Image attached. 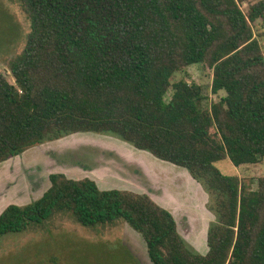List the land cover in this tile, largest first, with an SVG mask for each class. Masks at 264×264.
I'll list each match as a JSON object with an SVG mask.
<instances>
[{
	"label": "trees",
	"instance_id": "obj_1",
	"mask_svg": "<svg viewBox=\"0 0 264 264\" xmlns=\"http://www.w3.org/2000/svg\"><path fill=\"white\" fill-rule=\"evenodd\" d=\"M17 1L31 30L8 63L14 81L0 71V163L77 132L114 136L187 169L215 219L202 254L150 195L52 173L39 198L0 213V237L70 212L128 223L153 264H264V176L253 188L216 166L264 159V0ZM200 63L225 92L209 105L200 84L173 80Z\"/></svg>",
	"mask_w": 264,
	"mask_h": 264
},
{
	"label": "rangeland",
	"instance_id": "obj_2",
	"mask_svg": "<svg viewBox=\"0 0 264 264\" xmlns=\"http://www.w3.org/2000/svg\"><path fill=\"white\" fill-rule=\"evenodd\" d=\"M245 8V7H244ZM30 21L17 0H0V71L8 74L11 59L20 54L30 32ZM255 34L264 50V25L258 21ZM200 84L207 96L206 105L218 100L212 92L213 70L193 64L174 75ZM172 95V90L167 98ZM227 175L250 180L253 188L264 176V159L257 164L236 167L229 159L216 163ZM141 168V169H138ZM143 169V170H142ZM52 173L70 178L95 177L101 187L121 189L123 183L135 192H164L184 197L175 216L178 229L196 251L209 250L208 229L215 215L209 210L210 195L187 169L161 160L117 137L94 132H77L31 147L23 154L0 164V212L11 203L20 205L39 198L50 186ZM114 183V185H113ZM113 185V186H110ZM152 189H151V188ZM104 189V188H102ZM174 205V201L172 202ZM0 264H153L146 241L128 223L84 226L72 213L60 212L26 231L0 237Z\"/></svg>",
	"mask_w": 264,
	"mask_h": 264
},
{
	"label": "crops",
	"instance_id": "obj_3",
	"mask_svg": "<svg viewBox=\"0 0 264 264\" xmlns=\"http://www.w3.org/2000/svg\"><path fill=\"white\" fill-rule=\"evenodd\" d=\"M36 147V146H35ZM141 150V149H140ZM150 153V152H149ZM23 154V153H22ZM152 154V153H151ZM153 155V154H152ZM19 156V155H18ZM16 157V156H15ZM156 157V156H155ZM11 159V158H10ZM9 160V159H8ZM7 161V160H6ZM6 161H4V162H6ZM3 163V162H2ZM1 164V163H0ZM138 169H141V168H138ZM143 170V169H142ZM90 178L91 179H93V180H95L96 181V183L98 184V186L102 189V188H104V189H107V188H112V187H101V185L99 184V182L97 181V179L95 178V177H91L90 176ZM118 184H121L122 185V188H121V190H129V191H133V190H131V189H128V186H126V185H124L123 183H120V182H118ZM113 185H114V183H113ZM113 185H110V186H113ZM148 188V190L147 191H145V192H137V193H146V194H148V195H150L157 203H159L161 206H163L164 208H166V209H168L169 211H171L172 213H173V215H174V217H175V219H176V216H175V211H176V209H179L180 210V208H181V206L183 207L184 205H183V201L184 200H186L184 197H181V196H176L175 194H172L171 193V197H172V199H173V201H174V203H175V205L172 203V202H170V201H166L165 199H163V195H164V193H165V191L164 192H153L152 190L150 191V189H149V187H147ZM151 188V187H150ZM48 189V188H47ZM46 189V190H47ZM114 189H117V188H114ZM152 189V188H151ZM45 190V191H46ZM44 191V192H45ZM133 192H135V191H133ZM35 200V199H34ZM33 201V200H32ZM30 203V202H29ZM12 204V203H11ZM14 204H17V203H14ZM27 204V203H26ZM8 205H10V204H8ZM8 205H6L5 207H7ZM18 205H20V204H18ZM23 205H25V204H23ZM5 207L2 209V211L5 209ZM184 208V207H183ZM185 209V208H184ZM186 210V209H185ZM1 211V212H2ZM0 212V213H1ZM177 221V220H176Z\"/></svg>",
	"mask_w": 264,
	"mask_h": 264
}]
</instances>
